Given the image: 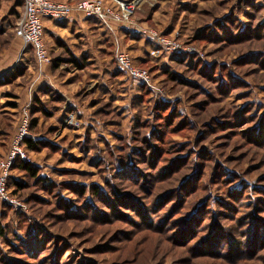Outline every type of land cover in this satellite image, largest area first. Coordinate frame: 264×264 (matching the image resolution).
I'll return each mask as SVG.
<instances>
[{
	"label": "rangeland",
	"instance_id": "1",
	"mask_svg": "<svg viewBox=\"0 0 264 264\" xmlns=\"http://www.w3.org/2000/svg\"><path fill=\"white\" fill-rule=\"evenodd\" d=\"M103 1L118 12L117 1L135 3L133 25L113 24L105 61L76 66L58 51L51 72L64 93L17 110L2 98L0 159L27 105L36 175L10 170L19 205L0 201V264H264V0ZM21 4L0 0L10 96L31 80L15 33ZM118 25L180 51L118 38ZM118 50L151 87L119 70ZM102 68L113 71L104 91L92 76Z\"/></svg>",
	"mask_w": 264,
	"mask_h": 264
},
{
	"label": "built area",
	"instance_id": "2",
	"mask_svg": "<svg viewBox=\"0 0 264 264\" xmlns=\"http://www.w3.org/2000/svg\"><path fill=\"white\" fill-rule=\"evenodd\" d=\"M23 11L19 23L16 25L15 33L21 40V51L25 53L29 50L33 53L38 65L49 64L51 62L45 41H44V19H54L64 21L73 13H76L87 19H94L99 22L107 31L114 33L113 24L131 23L130 10L135 3L130 1H117L116 9L103 0H76L74 2H63L58 0H21ZM137 32L149 36L156 41V47L153 51L158 54L167 51V53H176L180 51V45L165 39L157 34L156 31L141 27L135 28ZM115 60L119 70L137 83H142L151 87V80L145 70L136 68L131 62L128 54L123 51H116ZM27 106V105H26ZM24 107V115L20 120L15 135H13L9 151L5 157L0 159V201L7 204L19 205L13 197L7 192V186L10 178V170L17 160L28 162L26 155L25 139L29 137L30 117L29 110Z\"/></svg>",
	"mask_w": 264,
	"mask_h": 264
},
{
	"label": "crops",
	"instance_id": "3",
	"mask_svg": "<svg viewBox=\"0 0 264 264\" xmlns=\"http://www.w3.org/2000/svg\"><path fill=\"white\" fill-rule=\"evenodd\" d=\"M69 2H74L76 0H66ZM22 3V1H21ZM22 6V4H21ZM23 8V6H22ZM44 27V38L45 44L48 50V53L52 55V60L61 59L62 55L64 58L70 56L71 58H84L86 62H90L93 60L95 65L98 67L100 62L105 61L104 57L107 56V51L110 52L112 48V41L114 39V35L107 31L105 27H103L99 22L94 19L84 18L76 13H73L68 19L64 21H57L54 19H44L43 20ZM127 26L118 25L117 33L118 38L121 36L126 37L127 41L135 42L138 40V37H143V41L146 42L147 46L150 44L148 42V37L141 35L138 36L133 30L127 29ZM112 34V35H111ZM17 44L21 43L19 37H17ZM141 41V39H139ZM111 42V43H110ZM133 44V43H132ZM139 44V41H138ZM111 46V48H110ZM149 47V46H148ZM60 54H55L56 52ZM148 51V49H147ZM144 51V52H147ZM32 53V52H31ZM113 55V54H112ZM142 61L143 59H139ZM28 59V56L25 54L23 58H21V62L25 65L26 72L30 75V83L18 84L17 93H14V96H10L8 94V90L5 89V86L10 83L9 71L8 69L12 66L13 61L8 62L6 65L0 67V104H6V102L2 103V98L15 100L13 103H8V105L13 110H17L22 108V105L25 103L30 104L31 108L36 104L37 108H40V105L46 104V100L44 98L50 94V92L62 91L63 83L59 81L58 77H55L51 72V63L38 65L35 57L32 53V61ZM57 64V63H56ZM94 63H92L93 65ZM104 73H103V72ZM111 75V72L108 70L101 69V73H94L92 75L93 78H100V86L104 91L105 84H107L104 74L108 73ZM115 71L118 72L117 69ZM108 74V75H109ZM113 77H116L113 75ZM118 78V77H117ZM11 78L12 84H17L14 79ZM113 83H116V79H112ZM59 82V85L57 84ZM62 84V85H61ZM20 85V86H19ZM61 85V86H60ZM47 86H50L49 90H46ZM64 87V86H63ZM51 90V91H50ZM49 101V99H47ZM24 104V105H25ZM7 105V107H8Z\"/></svg>",
	"mask_w": 264,
	"mask_h": 264
},
{
	"label": "trees",
	"instance_id": "4",
	"mask_svg": "<svg viewBox=\"0 0 264 264\" xmlns=\"http://www.w3.org/2000/svg\"><path fill=\"white\" fill-rule=\"evenodd\" d=\"M70 63H73L74 65H78L77 62L74 60V59H69ZM35 123L34 120H31V127L33 126V124ZM25 145L28 147V148H34V145L35 143L33 142V140L31 139V137L29 138H26L25 139ZM13 170H16V169H21V170H26L27 173L31 176H35L36 175V172H35V169L32 167V165L28 164V163H25L21 160H17L14 165L12 166ZM17 184V183H16ZM19 184H17L18 186Z\"/></svg>",
	"mask_w": 264,
	"mask_h": 264
}]
</instances>
